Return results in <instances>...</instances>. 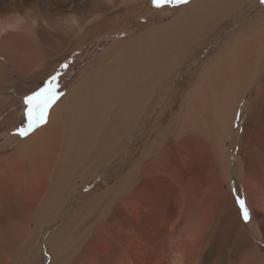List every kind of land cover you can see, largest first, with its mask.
<instances>
[{
    "label": "rangeland",
    "instance_id": "374dc122",
    "mask_svg": "<svg viewBox=\"0 0 264 264\" xmlns=\"http://www.w3.org/2000/svg\"><path fill=\"white\" fill-rule=\"evenodd\" d=\"M31 1V4L37 7L29 6L27 3L24 9L34 11L33 13L40 17V21L44 16L51 18L52 13L47 9H55L56 3H60L62 12L58 18L62 20L64 26L73 25L72 29L76 32L70 36L65 35L60 40L54 37L49 42L45 38L42 39L38 30L32 29L24 20L26 28L31 30L30 37L22 34L11 38L13 44L20 39L22 42H34L37 54L34 55L36 58L33 59L29 71L23 74L27 76L6 66L10 85H7L5 95L0 97V220L9 217L13 224L22 225L20 229L27 240L26 245L21 243L16 247L10 246L4 264H27L31 248L37 247L39 241V260L34 259L32 264H51V256L45 248L48 237L62 229L68 219L87 215L92 218L110 215L136 219L140 223L170 221V225L178 218L189 220L192 224L200 225L202 231L204 257L201 263L227 264L228 257L233 255L231 246L234 237L243 240L245 233L250 230L248 228L250 221L245 223L241 217L238 233L223 227L226 212L222 206L228 195L233 198L238 211L237 197L245 201L250 200L254 207L255 200L264 198V168L260 167V164H255L256 156L250 152L247 144L241 146L238 142L252 93H248L242 99L235 111L236 118L239 113V119L231 131L238 136L232 141L230 139L223 141L222 148L224 146L226 154L231 156L229 160L226 157L223 162H218L217 152L204 133L190 131L181 135L178 133L183 108L192 100V93L189 91L195 85L200 65L208 59L211 60L212 56L214 62L218 48L225 39L231 37L234 30L249 18L260 12L264 14V4L260 0H244L245 5L243 4L242 8L233 9L226 3L222 6L215 5L214 9L210 10L205 7L192 31L180 36L183 38L179 37L180 41L178 40L165 54L164 58L176 57L177 62L166 75L159 77L158 84L152 86L154 89L152 87L146 89L148 97L140 109L141 113L135 124L125 133L124 130H119V127L121 128L119 118L109 121L108 133L95 140L97 143H92L88 152H84L79 160L74 161L75 164L71 165L73 169H67L68 175L63 173L57 180H53L50 173L52 165L44 162L45 170H41L33 165L26 166L22 160L25 157H18L25 140L34 131L46 125L35 129L27 136L22 137L18 134L17 129L26 125L23 98L38 90L49 77L59 72L57 83L61 95L55 103L57 104L72 84H75L79 71L93 62V59L88 61L87 56L105 45L104 49L108 50L110 57H104L103 61L98 63L104 65L105 62L110 63L120 49L127 47V44H133L136 36L146 31L162 28L166 31L162 36L179 34L188 20H176L177 16L187 6H193L199 0H189L187 4L162 8H155L151 0H145L142 6L132 7L131 4L124 3L120 10L117 7L122 6V3L115 6L111 3L113 0L110 1V5L108 0ZM2 6L0 3V9L4 8ZM234 18L236 20L232 22ZM42 25L46 26L44 21ZM81 42L86 43L83 46ZM101 56L97 55L96 58L99 59ZM165 62L169 64L170 60L167 58ZM41 64H44L42 69L38 68ZM64 64L67 67L61 68ZM107 146L110 150H107ZM62 154L63 149L59 152V155ZM235 157H238L237 161L232 159ZM60 178L64 179L61 183ZM60 185L62 191L55 194ZM72 191L74 193L70 198L69 194ZM8 205H11L10 212L6 209ZM257 213H254L255 223L264 220V210H257ZM178 223L176 230H183V223ZM152 230L158 229L151 226L144 228L142 224L131 228V231L136 232ZM252 233L254 236L251 239L252 248L255 247L254 249L264 256V225L258 233ZM156 254L162 255L161 250L158 249Z\"/></svg>",
    "mask_w": 264,
    "mask_h": 264
},
{
    "label": "bare ground",
    "instance_id": "6f19581e",
    "mask_svg": "<svg viewBox=\"0 0 264 264\" xmlns=\"http://www.w3.org/2000/svg\"><path fill=\"white\" fill-rule=\"evenodd\" d=\"M110 1L108 0L109 5ZM144 1L113 0L111 3L115 6L122 3V6L117 7L120 10L125 4H131L132 7L133 5L142 6ZM0 3L4 6L0 9V97H3L10 81L6 66L16 71L19 70L23 75L29 71L33 65V59L36 58L34 42H22L20 39L13 44L11 41V38L16 35L23 34L30 37L31 30L26 28L24 20L32 29L38 30L42 39L45 38L49 42L54 37L60 40L61 37L70 36L76 31L72 29L73 25L64 26L65 24L58 18L62 12L60 3H56L55 9L48 8L47 10L52 13L51 18L44 16L42 21L33 13L34 11L29 12V9V11L24 9L27 3L30 4L29 6L37 7L31 4V0H0ZM224 3L233 9L242 8L244 0H199L195 5H189L183 11L180 10L181 13L176 20H188L184 28L180 29L181 33L162 36L166 32L162 28L146 31L136 36L137 39H134L133 44H127V47L120 49L118 55H113L111 61L109 58L110 63L104 61V65H98V63L109 55L108 50L104 49L105 45L87 56V60L93 59V62L79 71L75 84H72L65 96L50 110L46 125L34 131L25 140L18 157H25L22 160L26 166L33 165L41 170H45V163L52 165L53 168L49 171L53 176L52 179L57 180L63 173L67 174L72 168L71 165L75 164L74 161L80 158L81 154L96 142L95 140L108 133L109 121L119 118L121 122L119 130L122 129L126 133L141 113L140 109L148 97L146 89H151L152 86L158 84L159 77L166 75L167 71L171 70V66L177 62L176 57L174 59L164 58L165 54L175 46L178 40L180 41V36L188 34L187 31H192L205 7L210 10L214 9L215 5L222 6ZM235 18L232 22H235ZM43 21L46 26L42 25ZM101 26L100 29H102ZM85 43L81 42L83 46ZM217 53L214 62H212V56L211 60L202 62L197 71L195 85L189 91L192 93V100L183 108L178 134L189 131L190 133H204L217 152L218 162H223L226 157L229 160L231 156L226 154L227 150L224 146L222 148L223 141L229 139L232 141L238 136L231 131L233 116L241 99L248 93H252L238 142L241 146L247 144L250 152L256 156L255 164H260V167L264 168V14L257 13L237 27L231 37L225 39L218 48ZM97 55L102 56L97 59ZM167 58L170 60L169 64H165ZM40 67L42 69L44 64L38 68ZM114 136L111 135V137ZM108 146L107 150H110ZM62 149L61 156L59 152ZM232 159L237 161L238 157ZM61 181L64 179L60 178V183ZM56 190L55 194L60 193L62 185ZM72 193L74 191L69 194V197ZM255 202L254 207L253 203L246 199L251 215L248 224L250 230L245 233L244 241L234 237L231 246V255H233L228 257L227 264H264V256L251 246V239L254 237L252 232L258 233L264 225V220L257 221L258 223L254 220V213H257V210H264V198L255 200ZM222 207L226 212L223 227L233 233L236 231L238 233L241 227L240 216L233 198L228 195ZM6 209L10 212L11 205H8ZM178 222L183 223V230H176ZM13 223L9 217L0 220V264L6 261L11 245L16 247L18 244L26 245L27 243L20 229L22 225ZM169 223L168 221H142L140 223L136 219L110 215L97 218H92L90 215L72 217L65 222L62 229L48 237L45 248L51 256V264H202L204 252L200 225L192 224L191 221L183 218H178L171 225ZM138 224L144 225V228L151 226L158 230L131 231V228H135ZM37 244V247L31 248L30 243L31 254L29 252L30 257H28L27 264H32L34 259L39 260L40 241ZM158 249L161 250L162 255L156 254Z\"/></svg>",
    "mask_w": 264,
    "mask_h": 264
},
{
    "label": "snow or ice",
    "instance_id": "6c2138e0",
    "mask_svg": "<svg viewBox=\"0 0 264 264\" xmlns=\"http://www.w3.org/2000/svg\"><path fill=\"white\" fill-rule=\"evenodd\" d=\"M151 2L155 8H162L165 6L175 7L187 4L189 0H151ZM260 2L264 4V0H260ZM64 67H67V65H61V68ZM58 77L59 72H56L44 82L42 87H39L38 90L33 91L31 94L26 95L23 98L26 125L17 129L20 136H27L35 129L47 123L49 109L57 102L61 95L58 91ZM237 119H239V113L237 114ZM236 204L239 208L240 217L245 223H248L251 219V215L246 201L237 197Z\"/></svg>",
    "mask_w": 264,
    "mask_h": 264
},
{
    "label": "crops",
    "instance_id": "0c3cea01",
    "mask_svg": "<svg viewBox=\"0 0 264 264\" xmlns=\"http://www.w3.org/2000/svg\"><path fill=\"white\" fill-rule=\"evenodd\" d=\"M244 97H245V96H244ZM244 97H243V98H244ZM243 98H242V99H243ZM242 99H241V101H242ZM241 101H240V102H241ZM237 107H238V106H237ZM236 111H237V109H236ZM236 120H237V118H236V112H235L234 119H233V122H232V129H233L235 123H236Z\"/></svg>",
    "mask_w": 264,
    "mask_h": 264
}]
</instances>
